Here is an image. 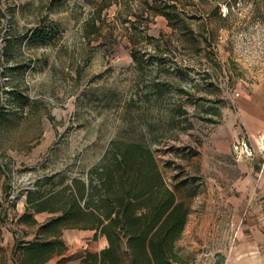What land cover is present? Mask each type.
<instances>
[{
	"label": "rangeland",
	"instance_id": "374dc122",
	"mask_svg": "<svg viewBox=\"0 0 264 264\" xmlns=\"http://www.w3.org/2000/svg\"><path fill=\"white\" fill-rule=\"evenodd\" d=\"M260 137L264 0H0V264L113 141L149 148L186 203L184 264H264V239L254 253L237 234L264 214L244 161L261 150L264 167ZM241 140L252 156H237ZM43 200L56 211H37Z\"/></svg>",
	"mask_w": 264,
	"mask_h": 264
},
{
	"label": "trees",
	"instance_id": "16d2710c",
	"mask_svg": "<svg viewBox=\"0 0 264 264\" xmlns=\"http://www.w3.org/2000/svg\"><path fill=\"white\" fill-rule=\"evenodd\" d=\"M162 15L170 20L169 12ZM46 39L41 29L29 34L33 43H44ZM130 171L136 174L128 179ZM114 173L123 182L120 189L113 186ZM65 190L72 200L59 208L60 216L39 229L42 233L55 235L62 228L96 230L108 241L100 253V264H184L175 244L189 209L164 182L149 148L113 141L100 165L88 171V181L74 180ZM39 205L37 211H56L44 200ZM57 225L60 230L46 232ZM19 248L28 264H40L66 247L55 239L15 244L14 251Z\"/></svg>",
	"mask_w": 264,
	"mask_h": 264
},
{
	"label": "crops",
	"instance_id": "0c3cea01",
	"mask_svg": "<svg viewBox=\"0 0 264 264\" xmlns=\"http://www.w3.org/2000/svg\"><path fill=\"white\" fill-rule=\"evenodd\" d=\"M263 140V137L256 140V147L259 150L264 148H262L264 143ZM259 152L255 151L251 158L244 160L248 165L247 175L250 177V179L248 178L249 181L253 180L255 176L259 177L258 181L254 183L256 185L255 187L261 186L264 183V167H261L262 165L258 162V159H260ZM249 160H252V163ZM49 221L50 220H42V222L38 224V230L36 232L37 237L24 244L37 240L52 241L59 239L64 243L66 248L60 253L52 254L40 264H100V253L108 246V241L105 236L100 235L94 229L77 228L61 229L60 232L55 235L42 233L39 229ZM237 234L238 237L242 239L240 243V248L242 250L254 251V253H256L260 248H263L264 214H262L261 217L248 218L246 224L239 227ZM14 249L15 243L13 241L9 251V259L12 260L11 264H28L24 259L23 250L19 248L14 251Z\"/></svg>",
	"mask_w": 264,
	"mask_h": 264
},
{
	"label": "built area",
	"instance_id": "2783aa9c",
	"mask_svg": "<svg viewBox=\"0 0 264 264\" xmlns=\"http://www.w3.org/2000/svg\"><path fill=\"white\" fill-rule=\"evenodd\" d=\"M235 153L237 154L238 157H250L252 156L253 153V148L251 144L247 143L244 140H241L240 142L237 143L235 146Z\"/></svg>",
	"mask_w": 264,
	"mask_h": 264
},
{
	"label": "bare ground",
	"instance_id": "6f19581e",
	"mask_svg": "<svg viewBox=\"0 0 264 264\" xmlns=\"http://www.w3.org/2000/svg\"><path fill=\"white\" fill-rule=\"evenodd\" d=\"M260 141V140H259Z\"/></svg>",
	"mask_w": 264,
	"mask_h": 264
}]
</instances>
